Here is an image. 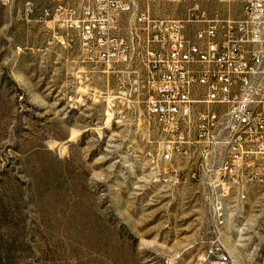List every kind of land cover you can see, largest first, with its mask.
<instances>
[{"label":"rangeland","instance_id":"obj_1","mask_svg":"<svg viewBox=\"0 0 264 264\" xmlns=\"http://www.w3.org/2000/svg\"><path fill=\"white\" fill-rule=\"evenodd\" d=\"M21 7L0 0V264H193L201 187L153 180L132 68L84 62ZM246 191L224 193L240 212L222 239L232 264H264V185Z\"/></svg>","mask_w":264,"mask_h":264},{"label":"built area","instance_id":"obj_2","mask_svg":"<svg viewBox=\"0 0 264 264\" xmlns=\"http://www.w3.org/2000/svg\"><path fill=\"white\" fill-rule=\"evenodd\" d=\"M18 1L21 18L43 24L84 62L132 68L157 135L148 149L153 180L191 174L212 233L197 242L195 264H229L217 189L241 200L247 187L264 185V0ZM156 146L176 149V157L156 158ZM196 159L207 161L208 174ZM239 212L229 204L230 219Z\"/></svg>","mask_w":264,"mask_h":264},{"label":"bare ground","instance_id":"obj_3","mask_svg":"<svg viewBox=\"0 0 264 264\" xmlns=\"http://www.w3.org/2000/svg\"><path fill=\"white\" fill-rule=\"evenodd\" d=\"M156 158H166L176 157V149H170V147L159 146L155 151ZM153 170L157 171V163H153ZM196 166L199 169L200 174H208V163L203 159H196ZM165 170L167 171H176V163H165ZM155 180H165V178H155ZM166 180H174V176H167ZM184 180H191V174H184ZM247 197V192L241 194V199ZM226 204L224 203V189H217V216L220 217L219 229L222 234L224 228L228 222V210ZM221 249L224 253V256L228 258L229 264H232V258L230 253L226 250L225 243L222 239L221 241ZM201 251H197L196 253H200ZM177 255V254H176ZM181 258V254H178L173 258V264H176L177 261ZM193 264H195V256L193 258Z\"/></svg>","mask_w":264,"mask_h":264}]
</instances>
